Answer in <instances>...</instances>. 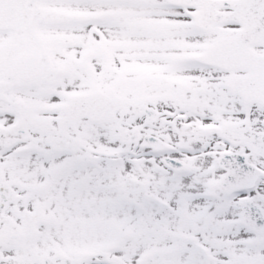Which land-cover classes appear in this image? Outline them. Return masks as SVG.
Masks as SVG:
<instances>
[{
  "label": "snow or ice",
  "instance_id": "obj_1",
  "mask_svg": "<svg viewBox=\"0 0 264 264\" xmlns=\"http://www.w3.org/2000/svg\"><path fill=\"white\" fill-rule=\"evenodd\" d=\"M0 264H264V0H0Z\"/></svg>",
  "mask_w": 264,
  "mask_h": 264
}]
</instances>
